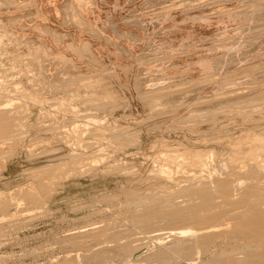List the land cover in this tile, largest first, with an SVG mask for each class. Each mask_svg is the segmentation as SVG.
Wrapping results in <instances>:
<instances>
[{"label": "rangeland", "instance_id": "rangeland-1", "mask_svg": "<svg viewBox=\"0 0 264 264\" xmlns=\"http://www.w3.org/2000/svg\"><path fill=\"white\" fill-rule=\"evenodd\" d=\"M262 95L264 0H0V264H188L155 257L159 215L259 145Z\"/></svg>", "mask_w": 264, "mask_h": 264}, {"label": "bare ground", "instance_id": "bare-ground-1", "mask_svg": "<svg viewBox=\"0 0 264 264\" xmlns=\"http://www.w3.org/2000/svg\"><path fill=\"white\" fill-rule=\"evenodd\" d=\"M213 80L214 77H209L194 82L199 85ZM261 97L263 100L264 95ZM5 103L13 106L10 101ZM6 112L0 110V163L5 158L2 156L3 145L10 143L15 147L23 131L19 119L13 122ZM256 135L246 134L243 143L249 140L259 145L231 154L224 163L231 174L223 179L214 177L215 188L203 182L183 190L182 197L186 198L183 202L164 205L169 209L163 211L159 218L167 225L164 230L168 232L165 234L172 239L173 244L159 246L155 250V257L167 262L175 259L196 264L195 257L207 255L206 264H264V139ZM208 153L210 157L212 152ZM5 154L7 161L13 157L12 153ZM192 156L199 159L200 165L205 168L208 157L203 160L205 155L199 152H193ZM169 157L180 168L187 159L185 153ZM3 170L0 169V172ZM163 174L172 178L173 172L167 167ZM32 178L33 175L28 177L30 190L17 193V196L30 204L43 202L51 189H48L43 179ZM151 221L147 220L144 224ZM153 244L162 243L156 241ZM100 258L98 252H93L88 261L97 263Z\"/></svg>", "mask_w": 264, "mask_h": 264}]
</instances>
